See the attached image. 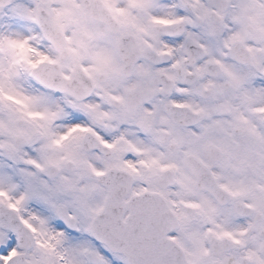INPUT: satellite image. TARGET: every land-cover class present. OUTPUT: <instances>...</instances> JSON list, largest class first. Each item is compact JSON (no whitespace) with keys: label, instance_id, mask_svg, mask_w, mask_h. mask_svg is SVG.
<instances>
[{"label":"snow or ice","instance_id":"snow-or-ice-1","mask_svg":"<svg viewBox=\"0 0 264 264\" xmlns=\"http://www.w3.org/2000/svg\"><path fill=\"white\" fill-rule=\"evenodd\" d=\"M0 264H264V0H0Z\"/></svg>","mask_w":264,"mask_h":264}]
</instances>
